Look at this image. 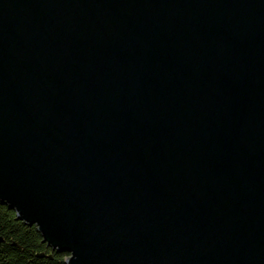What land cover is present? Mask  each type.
<instances>
[{
    "label": "water",
    "instance_id": "obj_1",
    "mask_svg": "<svg viewBox=\"0 0 264 264\" xmlns=\"http://www.w3.org/2000/svg\"><path fill=\"white\" fill-rule=\"evenodd\" d=\"M0 205L65 264H264V0H0Z\"/></svg>",
    "mask_w": 264,
    "mask_h": 264
},
{
    "label": "trees",
    "instance_id": "obj_2",
    "mask_svg": "<svg viewBox=\"0 0 264 264\" xmlns=\"http://www.w3.org/2000/svg\"><path fill=\"white\" fill-rule=\"evenodd\" d=\"M0 264H65L67 254H59L43 243L36 227L26 226L16 214L0 205Z\"/></svg>",
    "mask_w": 264,
    "mask_h": 264
}]
</instances>
